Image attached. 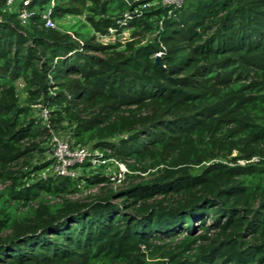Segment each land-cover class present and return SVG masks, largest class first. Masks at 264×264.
I'll return each mask as SVG.
<instances>
[{
	"label": "trees",
	"instance_id": "obj_1",
	"mask_svg": "<svg viewBox=\"0 0 264 264\" xmlns=\"http://www.w3.org/2000/svg\"><path fill=\"white\" fill-rule=\"evenodd\" d=\"M0 264H264V0H0Z\"/></svg>",
	"mask_w": 264,
	"mask_h": 264
},
{
	"label": "built area",
	"instance_id": "obj_2",
	"mask_svg": "<svg viewBox=\"0 0 264 264\" xmlns=\"http://www.w3.org/2000/svg\"><path fill=\"white\" fill-rule=\"evenodd\" d=\"M15 0H8V4H13ZM165 3L169 4H180L184 0H163ZM51 10L49 9L47 12L43 14V17L46 19V26L54 27L55 23L50 17ZM29 17V13L27 11H23L21 13V18L25 22ZM130 36L129 29L123 30L121 33H117L116 29H110V34L108 35H100L99 38L103 41H115L118 38L125 40ZM155 56H162V51H158L155 53ZM43 116L48 118V110L44 109ZM53 133V137L51 140V151L52 157L54 160L52 166V173L60 176H70L76 177L80 174L79 168L82 167L85 163L90 162L94 167L101 165H110L109 163H113L118 166L120 169L119 177H122L127 171L124 170L125 164L116 161L115 159H108L104 157L102 152L98 150H92L87 146H73L67 138H63L60 135Z\"/></svg>",
	"mask_w": 264,
	"mask_h": 264
},
{
	"label": "rangeland",
	"instance_id": "obj_3",
	"mask_svg": "<svg viewBox=\"0 0 264 264\" xmlns=\"http://www.w3.org/2000/svg\"><path fill=\"white\" fill-rule=\"evenodd\" d=\"M20 86V88H22V84H20L19 85ZM20 92H21V94L23 95V91H22V89L20 90ZM126 167V166H125ZM127 169V167L124 169V170H126ZM91 170H93V169H89V170H87L88 172V174L91 172ZM105 171H106V173L108 174V175H113V178H115L116 176L117 177H119V171H120V169L118 168V166L117 165H115V164H110V165H108L107 167H105V169H104ZM83 171L84 170H81V172L80 173H83ZM90 171V172H89ZM47 173V171H43V172H41V174L42 175H44V174H46ZM125 177H127V175H122V177H121V179L122 180H124L125 179ZM120 178V177H119ZM84 187H85V185L86 184H82ZM115 185H118V183H115Z\"/></svg>",
	"mask_w": 264,
	"mask_h": 264
},
{
	"label": "water",
	"instance_id": "obj_4",
	"mask_svg": "<svg viewBox=\"0 0 264 264\" xmlns=\"http://www.w3.org/2000/svg\"><path fill=\"white\" fill-rule=\"evenodd\" d=\"M156 62H157V63H160V62H161L159 56L156 57Z\"/></svg>",
	"mask_w": 264,
	"mask_h": 264
}]
</instances>
